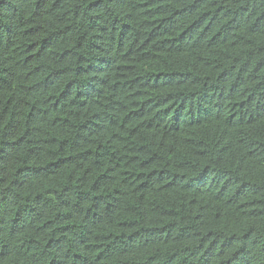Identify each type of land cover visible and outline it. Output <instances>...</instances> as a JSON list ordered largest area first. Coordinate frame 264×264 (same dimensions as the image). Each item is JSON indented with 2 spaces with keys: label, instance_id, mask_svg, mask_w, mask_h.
Instances as JSON below:
<instances>
[{
  "label": "trees",
  "instance_id": "1",
  "mask_svg": "<svg viewBox=\"0 0 264 264\" xmlns=\"http://www.w3.org/2000/svg\"><path fill=\"white\" fill-rule=\"evenodd\" d=\"M0 264H264V0H0Z\"/></svg>",
  "mask_w": 264,
  "mask_h": 264
}]
</instances>
